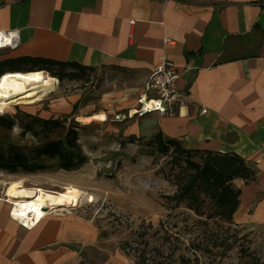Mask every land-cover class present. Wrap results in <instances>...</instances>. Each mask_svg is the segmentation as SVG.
I'll return each mask as SVG.
<instances>
[{
	"label": "crops",
	"instance_id": "0c3cea01",
	"mask_svg": "<svg viewBox=\"0 0 264 264\" xmlns=\"http://www.w3.org/2000/svg\"><path fill=\"white\" fill-rule=\"evenodd\" d=\"M0 30L20 39L0 51L4 60L122 70L142 84L158 57L172 61L187 105L172 116L117 121L137 138L161 134L187 150L242 158L257 179L233 181L241 194L232 220L264 230V0H0ZM148 116L146 137L133 121ZM10 209L0 199V264H77L73 219L48 214L27 229Z\"/></svg>",
	"mask_w": 264,
	"mask_h": 264
},
{
	"label": "rangeland",
	"instance_id": "374dc122",
	"mask_svg": "<svg viewBox=\"0 0 264 264\" xmlns=\"http://www.w3.org/2000/svg\"><path fill=\"white\" fill-rule=\"evenodd\" d=\"M75 72L67 69L64 79H57L55 88L44 95L38 94V100L32 104L19 102L0 116L19 119L28 114L61 121L65 130L55 131L51 138L75 128L87 163L72 171H0V199L6 200L5 189L13 181H21L25 188L50 192L71 186L79 189L83 199L77 206L49 211L50 215L74 220L77 238L72 249L77 264H135L132 250L138 240L136 233L148 224L157 228L160 223L179 237L181 253L189 256L195 250L199 264H243L246 259L242 255L248 252L264 264L263 229L235 224L233 220L228 225L195 217L185 203L178 204L174 198L187 172L184 158H178L172 149L167 154L159 153L148 143L151 138L133 136L136 130H126L128 121L116 120L115 115L134 102L140 92L143 84L137 74L101 68L80 80L68 77ZM98 113H104L107 120L88 125L77 122L78 117ZM151 118L133 121L146 137L149 130L144 129ZM38 140L29 134L21 136L18 123L10 132L0 129L1 143L31 147ZM193 160L200 162L198 156ZM228 246L231 249L226 252Z\"/></svg>",
	"mask_w": 264,
	"mask_h": 264
},
{
	"label": "trees",
	"instance_id": "16d2710c",
	"mask_svg": "<svg viewBox=\"0 0 264 264\" xmlns=\"http://www.w3.org/2000/svg\"><path fill=\"white\" fill-rule=\"evenodd\" d=\"M46 70L51 76L62 81L67 69L75 70L68 74L71 79L80 80L93 68L71 62H55L34 58H15L0 62V77L9 72H29ZM18 123L21 136L36 137L38 143L22 147L13 143L0 142V171L8 174L47 172L51 170L72 171L88 161L78 144L76 129L71 127L58 138H51L57 130H65L59 120H46L24 114L19 119L0 116V129L10 132ZM148 143L161 154L171 149L178 158H184L187 172L182 178L174 197L178 204L185 203L194 216L204 222L220 221L230 225L238 204L240 190L233 181L241 180L245 185L257 179V172L248 167L244 160L235 154H220L184 149L180 142L165 139L161 134L154 135ZM198 156L200 162L193 158ZM144 228V225L141 228ZM148 231H151L149 233ZM136 247L133 251L135 264H199L195 252L186 255L180 252L179 237L160 223L157 228L151 224L136 233ZM155 237V239H152ZM231 247H227L226 252ZM243 264H259V259L251 253L242 255Z\"/></svg>",
	"mask_w": 264,
	"mask_h": 264
},
{
	"label": "bare ground",
	"instance_id": "6f19581e",
	"mask_svg": "<svg viewBox=\"0 0 264 264\" xmlns=\"http://www.w3.org/2000/svg\"><path fill=\"white\" fill-rule=\"evenodd\" d=\"M56 84L57 79L42 69L3 74L0 77V114L19 102L32 104L40 97L38 94L44 95L47 91L55 88ZM130 114L133 115L134 111L132 110ZM106 120L107 117L104 113L77 118V122L83 125L92 122L102 123ZM4 196L8 204L14 205L12 218L27 229L34 228L50 214L49 211L60 207L77 206L83 199V193L72 186L66 187L60 192H50L41 188H25L21 181L9 183ZM88 200L92 201V198L89 197Z\"/></svg>",
	"mask_w": 264,
	"mask_h": 264
},
{
	"label": "built area",
	"instance_id": "2783aa9c",
	"mask_svg": "<svg viewBox=\"0 0 264 264\" xmlns=\"http://www.w3.org/2000/svg\"><path fill=\"white\" fill-rule=\"evenodd\" d=\"M163 1L166 2L168 0ZM167 43L168 41L164 40V44ZM19 44L20 39L17 32L0 30V51L13 50ZM179 78L180 75L176 71L173 62L164 56L158 57L136 98V106L132 109L134 114L131 115L132 110H129L122 117L115 116L116 120L133 116L142 117L153 113L162 117L174 115L176 109L187 105V96L177 86ZM205 113L206 110L202 108L200 114ZM9 205L11 206L10 215L12 217L14 205ZM12 219L14 220V218ZM16 222L26 228L20 222Z\"/></svg>",
	"mask_w": 264,
	"mask_h": 264
}]
</instances>
